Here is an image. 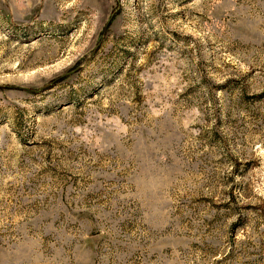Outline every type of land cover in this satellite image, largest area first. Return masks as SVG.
Returning a JSON list of instances; mask_svg holds the SVG:
<instances>
[{
  "label": "rangeland",
  "instance_id": "rangeland-1",
  "mask_svg": "<svg viewBox=\"0 0 264 264\" xmlns=\"http://www.w3.org/2000/svg\"><path fill=\"white\" fill-rule=\"evenodd\" d=\"M0 264H264V0H0Z\"/></svg>",
  "mask_w": 264,
  "mask_h": 264
}]
</instances>
